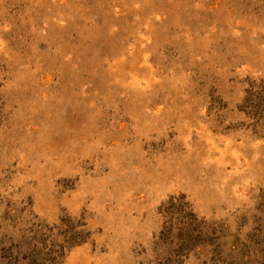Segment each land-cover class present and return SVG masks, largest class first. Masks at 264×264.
<instances>
[{
    "label": "rangeland",
    "instance_id": "374dc122",
    "mask_svg": "<svg viewBox=\"0 0 264 264\" xmlns=\"http://www.w3.org/2000/svg\"><path fill=\"white\" fill-rule=\"evenodd\" d=\"M263 85L264 0H0V264H244Z\"/></svg>",
    "mask_w": 264,
    "mask_h": 264
},
{
    "label": "trees",
    "instance_id": "16d2710c",
    "mask_svg": "<svg viewBox=\"0 0 264 264\" xmlns=\"http://www.w3.org/2000/svg\"><path fill=\"white\" fill-rule=\"evenodd\" d=\"M263 86H262V91H264ZM252 95H253L252 99H254L253 102L255 103V99H257L256 96L258 95V91L256 90V92L252 93ZM260 101L258 100L257 106L258 107L264 106L263 96L260 99ZM174 200L175 198H172L166 204L162 205L160 208V213L171 214L172 212H177V214L181 217L182 220L188 221L189 223H193L194 227L197 228L198 231L201 230V228L204 227V221L198 220V218L192 213V211H188L187 205H185V202L180 201V203L176 204L174 203ZM261 213H262V216L257 219L259 224L257 225L254 231L253 237L250 241L249 240L242 241L239 237H233V240L231 242V247H230L231 253L234 254L235 258H237V255L239 256L241 255L242 259H247L244 264H264V209L261 211ZM171 233H172L171 225H169V227L164 228L161 231V236L163 237V240L170 241ZM212 234L213 236L219 234L218 229H216L215 225H213ZM80 235H81L80 233H77L76 237H79ZM183 236L184 235H181L182 240L184 239ZM84 240L85 239H83V237H80L78 241L72 240L71 244L73 246H78V245L84 244L85 243ZM186 246L187 245H184L182 249L185 250L186 248H188ZM244 253H247V254L244 255Z\"/></svg>",
    "mask_w": 264,
    "mask_h": 264
}]
</instances>
